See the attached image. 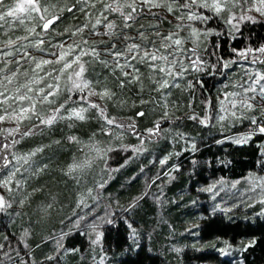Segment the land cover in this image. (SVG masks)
Masks as SVG:
<instances>
[{"label": "trees", "instance_id": "trees-1", "mask_svg": "<svg viewBox=\"0 0 264 264\" xmlns=\"http://www.w3.org/2000/svg\"><path fill=\"white\" fill-rule=\"evenodd\" d=\"M15 1L3 0V4ZM170 1L180 10L193 9L184 7V0ZM38 4L47 12L43 9L36 19L34 32L44 38L54 28L74 26L84 14L74 15L82 0H39ZM113 8L106 7V12L117 20L119 25H113L117 29L143 14L138 8L135 12ZM199 11L203 16L189 24L212 32L197 50L196 67L181 78L161 89L157 71L145 65L134 63V76L127 77L96 58H83L72 73L83 65L82 76L96 91L97 100L77 101L76 91L62 89L21 129L9 137L0 134V171L11 162L13 150L27 154L31 165L13 206L4 213L0 210V264H264V204L231 201L229 209H221L216 198L202 190L215 179L240 183L251 175L264 176V132L259 129L264 127V112L251 111L230 123L211 125L202 118L212 107L218 86L241 70L239 64L264 71V53L259 51L264 48V17H253L241 7L251 18L228 26L223 17L204 8ZM129 13L132 19L125 20ZM153 14L164 29L183 22L175 11L174 17ZM55 15L58 19L45 30L43 22ZM22 28L16 17L0 20L2 46L12 47L16 35L19 40L26 38ZM244 55L253 61L243 60ZM79 104L85 107L84 119L62 117ZM44 114H51V123L40 118ZM115 133L122 136L120 143L114 139L103 159L69 170L78 156V144L113 138ZM243 133L249 136L238 139ZM140 138L149 144L141 158L126 147L135 146ZM94 165L100 172L89 176V189L83 194L87 205L77 204V199L73 212L51 225L54 231L32 238L24 218L16 214L22 202L33 197L30 191L41 177L65 181ZM163 182L170 188L160 195L154 187H162ZM185 223L195 225L185 231ZM51 241L55 245L47 247Z\"/></svg>", "mask_w": 264, "mask_h": 264}, {"label": "rangeland", "instance_id": "rangeland-1", "mask_svg": "<svg viewBox=\"0 0 264 264\" xmlns=\"http://www.w3.org/2000/svg\"><path fill=\"white\" fill-rule=\"evenodd\" d=\"M22 2L23 0H16L14 3L4 4L0 8V15H4ZM184 2L190 3V0H184ZM201 2L202 0H197V4L192 5V10L183 11L170 0H151L150 3H144V0H82L80 8L74 13L77 16L84 11L83 17L79 16L80 20L78 21L80 22L77 21L72 27L67 25L61 30L54 28L48 38L34 32L37 25L36 19L39 21V16L44 13L45 7H41L39 12L17 13L15 16H11L16 17L21 24L23 27L21 32L25 30L26 38L19 40L16 35L13 39V46L7 48L2 46L3 43H0V116L4 117L3 120H0V134L9 137L13 132L21 129L27 119L36 116L38 111L43 112L44 104L48 103L49 98L62 89L67 88L70 93L76 91L77 101L81 98L85 101L84 103L97 100V93L89 86L87 80L82 75L77 77L75 73H72L74 65L83 58H96L117 68L127 77L134 76L132 68L134 63L145 65L149 70L157 71L160 80L159 88L165 82L168 84L170 80L175 81V79L181 78L187 70L196 67L199 62L197 50L204 38L212 32V30H199L189 24L191 19L188 17L190 15H195L198 18L203 16V13L199 11L204 8L199 6ZM206 2L211 4L212 0H206ZM221 2L224 6L220 12H216L213 8L204 9L223 17L228 26L236 25L250 17V14H243L240 11L241 7L251 12L253 17H264L256 11L257 7H264L259 4V0H239V2L227 0L226 4L224 0ZM97 3H101V7H96ZM129 4L142 11V16L133 23H121V29L115 28L119 24L115 22L117 21L115 18L110 17L109 12H106V6L111 5L114 8L122 6L120 9H127L131 8L127 6ZM153 4L160 6L154 7ZM169 7L172 8L171 12L168 11ZM174 11L178 13V19L183 22L172 29H164L159 25V20L152 16L155 12H161L168 17H174ZM31 16L36 17L31 18ZM5 17L7 16L5 15ZM53 17L56 15L49 19ZM97 20L100 21L99 24H97ZM109 23L112 25L115 23V26L109 29L107 27ZM33 32L36 36H33ZM65 33L68 34L65 35ZM165 37H171V39H165ZM177 39L181 41L179 45L174 43ZM133 44L138 47L129 52V48ZM147 45L151 46L147 47ZM146 52L156 55L157 59L145 58ZM64 53L66 55L61 60L60 56ZM160 57H166V59ZM242 58L246 61L254 59L246 57V55ZM43 60L53 62L40 64V67H37V64ZM65 64H69L70 67L65 68ZM239 65L242 68L236 76L226 84L218 86V91L211 98L212 107L209 108L207 115L202 116L203 121H210V125L215 121L230 123L233 119L244 117L251 111L264 112V98L260 94V86L264 85V80L259 84H253L257 73L264 75V71L252 65ZM160 69H164V71ZM79 70L80 67L77 71ZM9 77L11 82L7 79ZM250 87H255L256 91H248ZM22 96L25 99H20ZM76 106L62 117H75L74 111L85 109L80 104ZM25 108L30 110L24 114V117L18 118L21 115V110ZM50 115L44 114L40 118L42 120L50 119ZM261 128L259 125V129ZM248 136V133H243L239 135L238 139H245ZM119 137L122 136L115 133L113 138H99L92 142L87 140L78 144L76 147L78 156L72 164L77 167L69 166V170L70 168L72 170L85 168L91 163L99 162L100 159H103L105 151L114 146V139L120 143ZM126 147L131 148L133 156L136 154L141 158L148 153L149 144L140 138L135 146ZM57 158L59 159V157ZM30 167L28 155L19 152V150H13L11 162L6 169L0 171V198H2L0 210L3 213L4 210L13 206L16 195L18 196V190L23 189V179ZM98 169L94 165L90 169L79 170L76 175L65 181H62L64 179H54V182H51L46 179L49 177H41L42 179L38 181L34 191H30L32 192L30 195L34 194L33 197L26 198L16 214L18 217L21 215L24 218V222L27 224L26 228L30 230L32 238L42 237L47 232L54 231L56 228L51 225L67 212H73L72 203L74 204L77 199H80L77 204L84 205L83 207L87 205V200L83 197V194H87L89 189L86 184L89 176L95 173L99 174ZM121 171L123 169L119 170L118 168V172L122 173ZM168 177H173V175L169 174ZM154 188L156 191H160V195H164L170 186L168 182H163L162 187L157 184ZM202 190L216 198V203L221 209H229L231 201L264 204V176L251 175L245 177L240 183L239 181L228 182L223 179H215L206 184ZM152 191L155 193L154 189ZM18 203L19 201L15 204L18 205ZM194 225V223H185V231L192 230ZM54 241L56 242V240ZM54 245L51 241L47 247ZM96 264L103 263L98 261Z\"/></svg>", "mask_w": 264, "mask_h": 264}, {"label": "snow or ice", "instance_id": "snow-or-ice-1", "mask_svg": "<svg viewBox=\"0 0 264 264\" xmlns=\"http://www.w3.org/2000/svg\"><path fill=\"white\" fill-rule=\"evenodd\" d=\"M151 2V0H144V3H150ZM236 2H239V0H236ZM224 3L226 4L227 3V0H224ZM195 4H197V0H190V3H185L184 4V7H187V8H191V6L192 5H195ZM259 4L260 5H262V6H264V0H259ZM4 6V4H3V0H0V8H2ZM128 7H131L132 8V10H133V12H135L136 11V9H135V7H134V5H132V4H129V5H127ZM152 6H154V7H159L160 5L159 4H153ZM200 7H204V8H213V9H215V11L216 12H220L221 10H222V8H223V4H222V2H221V0H212V3L211 4H209V3H207L206 2V0H202V2L200 3V5H199ZM106 7H111V5H108V6H106ZM120 7H122V6H120ZM120 7H117V8H113L112 10L113 11H119L120 10ZM41 9L38 7V0H23V2L22 3H18L16 6H15V8L14 9H11V10H9L7 13H5L4 15H0V20H3L4 18H5V15L6 16H15L17 13H31V12H39ZM44 11L45 12H47V9H44ZM69 11H71V9H69ZM168 11L169 12H171L172 11V8L171 7H169L168 8ZM256 11H258V12H260L262 15H264V7H257L256 8ZM125 20H129V19H132V14L131 13H129V14H127L125 17ZM189 19H196V18H198V17H196L195 15H190L189 17H188ZM41 19L42 20H44L45 19V17L44 16H41ZM55 19H58V17H53L52 19H47L46 21H45V23L43 24V28L45 29V30H47L48 28H49V25H51L53 22H54V20ZM100 23V21L99 20H97V24H99ZM107 27L109 28V29H111L112 27H113V25L112 24H108L107 25ZM165 39H171V37H165ZM174 43L175 44H177V45H179L180 43H181V41L180 40H175L174 41ZM38 46V45H37ZM138 46L137 45H135V44H133L130 48H129V52H131L133 49H135V48H137ZM259 51L260 52H262V53H264V48H261V49H259ZM64 55H66V53H64V54H61V56H60V59L62 60L63 58H64ZM145 58H150L151 60H156L157 59V56L156 55H154V54H149V53H145ZM161 59H166V57H160ZM53 61H49V60H43V61H41L40 63H38L37 64V67H40V64H49V63H52ZM58 62V61H57ZM78 62V61H77ZM64 67L65 68H68V67H70V65L69 64H65L64 65ZM83 65H80V70L79 71H77V72H75V75L77 76V77H80L81 75H82V73H83ZM161 71H164V69H160ZM8 80H9V82H11V78L9 77V78H7ZM262 80H264V75H261V74H259V73H257V75H256V78H255V80L253 81V84L255 85V84H259V82L260 81H262ZM165 86H167V84H166V82L164 83V84H162L161 85V87H165ZM248 91H253V92H255L256 91V88L255 87H250L249 89H248ZM51 94V93H50ZM106 94V93H105ZM260 94H261V96H262V98H264V85H261L260 86ZM20 99H25V97H20ZM45 99H46V97H45ZM93 107H95V105H93ZM249 107H251V105H249ZM30 109H28V108H25V109H22L21 110V115H20V117H18V118H22V117H24V114H26L28 111H29ZM83 111H84V109H81V110H79V111H74L73 112V115L76 117V118H78V119H84V116H83ZM4 119V117H2V116H0V120H3ZM222 119H223V117H222ZM47 123H51L52 122V118H50L48 121H46ZM255 122V121H254ZM108 123H112V121H108ZM260 131L261 132H264V127H262L261 129H260ZM162 163H163V161H162ZM75 167H77L76 165H74V166H72V168H75ZM72 168H70V170H72ZM0 201H2V198H0Z\"/></svg>", "mask_w": 264, "mask_h": 264}]
</instances>
